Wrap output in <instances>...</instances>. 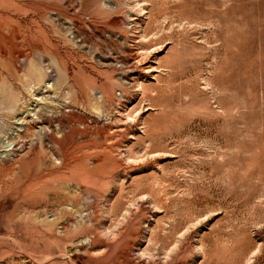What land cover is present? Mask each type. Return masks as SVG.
<instances>
[{
	"label": "rangeland",
	"instance_id": "1",
	"mask_svg": "<svg viewBox=\"0 0 264 264\" xmlns=\"http://www.w3.org/2000/svg\"><path fill=\"white\" fill-rule=\"evenodd\" d=\"M0 31V264H264V0H0Z\"/></svg>",
	"mask_w": 264,
	"mask_h": 264
},
{
	"label": "bare ground",
	"instance_id": "2",
	"mask_svg": "<svg viewBox=\"0 0 264 264\" xmlns=\"http://www.w3.org/2000/svg\"><path fill=\"white\" fill-rule=\"evenodd\" d=\"M11 31H12V30H11ZM0 32H1V31H0ZM37 74H38V73H37ZM41 78H42V77H41ZM96 111L98 112V110H97V109H96ZM96 111H95V112H96Z\"/></svg>",
	"mask_w": 264,
	"mask_h": 264
}]
</instances>
